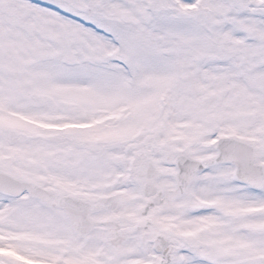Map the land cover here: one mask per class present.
Returning <instances> with one entry per match:
<instances>
[{"label": "snow or ice", "instance_id": "obj_1", "mask_svg": "<svg viewBox=\"0 0 264 264\" xmlns=\"http://www.w3.org/2000/svg\"><path fill=\"white\" fill-rule=\"evenodd\" d=\"M0 264H264V0H0Z\"/></svg>", "mask_w": 264, "mask_h": 264}]
</instances>
